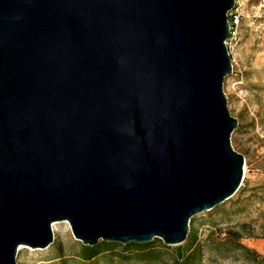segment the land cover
I'll list each match as a JSON object with an SVG mask.
<instances>
[{"label":"water","instance_id":"obj_1","mask_svg":"<svg viewBox=\"0 0 264 264\" xmlns=\"http://www.w3.org/2000/svg\"><path fill=\"white\" fill-rule=\"evenodd\" d=\"M235 0H0V264L46 249L179 246L244 158L223 81Z\"/></svg>","mask_w":264,"mask_h":264},{"label":"rangeland","instance_id":"obj_2","mask_svg":"<svg viewBox=\"0 0 264 264\" xmlns=\"http://www.w3.org/2000/svg\"><path fill=\"white\" fill-rule=\"evenodd\" d=\"M236 5L237 37L228 49L232 74L224 78L223 91L229 113L238 123L230 142L244 158L243 181L230 200L191 219L189 227L203 247L198 264H256L216 243L242 225L240 242L259 255L257 264H264V0H236ZM52 226L53 243L46 249L21 245L17 264H174L176 246H166L169 249L159 261L148 263L135 260L133 249L126 251L121 244L113 257L100 255L82 263L78 256L83 245L73 237L69 225L62 221Z\"/></svg>","mask_w":264,"mask_h":264},{"label":"trees","instance_id":"obj_3","mask_svg":"<svg viewBox=\"0 0 264 264\" xmlns=\"http://www.w3.org/2000/svg\"><path fill=\"white\" fill-rule=\"evenodd\" d=\"M191 224V222H190ZM189 224V225H190ZM244 232V225L240 226L239 230L229 231L225 234L222 239L216 240L218 245L226 246L229 251L239 252L244 255L245 259L253 263H258L259 255L240 242ZM255 235H247L251 238ZM264 237V232L262 234ZM158 245H155V243ZM121 247L120 244L99 242L95 247L82 246L78 258L82 263L91 262L100 255H109L113 257L112 254L116 248ZM124 250L133 249L131 254H134V259L140 262H155L159 261L162 252L168 250L169 248L164 246L159 239H154L148 244H129L127 246H122ZM175 258L173 260L174 264H198L201 261L203 247L195 241V233L190 229L186 241L183 245L175 247ZM118 255H115L117 258Z\"/></svg>","mask_w":264,"mask_h":264},{"label":"built area","instance_id":"obj_4","mask_svg":"<svg viewBox=\"0 0 264 264\" xmlns=\"http://www.w3.org/2000/svg\"><path fill=\"white\" fill-rule=\"evenodd\" d=\"M238 6L236 5L235 0V7L234 9L228 13V20H229V36L225 42L227 49H230L232 41L237 37V26H238Z\"/></svg>","mask_w":264,"mask_h":264},{"label":"bare ground","instance_id":"obj_5","mask_svg":"<svg viewBox=\"0 0 264 264\" xmlns=\"http://www.w3.org/2000/svg\"><path fill=\"white\" fill-rule=\"evenodd\" d=\"M54 225H56V224H54ZM52 227H54V226H52ZM20 249H21V247H20Z\"/></svg>","mask_w":264,"mask_h":264}]
</instances>
